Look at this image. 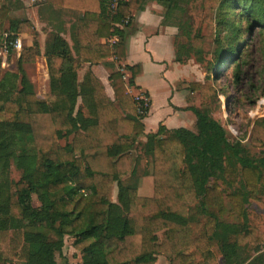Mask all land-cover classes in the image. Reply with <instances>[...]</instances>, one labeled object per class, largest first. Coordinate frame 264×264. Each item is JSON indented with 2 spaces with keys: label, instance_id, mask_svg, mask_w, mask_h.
Listing matches in <instances>:
<instances>
[{
  "label": "trees",
  "instance_id": "obj_1",
  "mask_svg": "<svg viewBox=\"0 0 264 264\" xmlns=\"http://www.w3.org/2000/svg\"><path fill=\"white\" fill-rule=\"evenodd\" d=\"M114 1L46 0L52 9L83 13L76 41L83 63L99 65L108 59L107 45L83 44L80 33L92 25L98 41L105 37L111 29ZM145 1L118 0L113 20L119 23L130 12H139ZM152 1L166 8V25L172 24L174 12H182L196 0ZM11 6L4 2L0 7L1 23L11 13ZM204 6L207 14L217 15L218 30L209 35L215 45L211 68L215 73L208 79L206 71L204 84L190 85L202 102L200 111L192 110L195 133L183 129L166 132L160 127L156 134L145 137L146 143L134 159L131 150L143 135L141 120L146 116L138 120L124 116L134 113L135 104L119 72L109 78L115 103L91 71L79 82L78 63L59 31L44 54L49 94L38 98L30 82L22 79V89L8 96L10 102L2 105L0 97V127L4 128L0 134V193L4 191L8 197L7 202L5 198L0 201V264H7L3 251L22 264H57L66 237L73 239L82 264H155L157 255L168 257L170 264H213L216 253L222 264L260 263V255L244 258L241 247L264 242V235L247 230L244 215L245 206L264 188V156L254 159L241 144L230 143L223 126L204 105L218 98L211 81H218L230 64L235 66L232 84L238 90L243 88L244 69L252 56H245V51L254 50L256 30L264 35V0H205ZM203 21L207 28L213 26L211 18ZM8 22L12 39L17 35L32 39L19 64L34 63L41 55L34 25L28 19ZM172 25L178 29L176 62L183 64L193 58L204 64L203 37L193 34L186 24ZM116 33L121 40L116 56L122 58L124 34ZM126 69L131 72L132 86L140 69ZM250 86L255 87L252 80ZM249 140L252 149L264 151V117L253 122ZM142 159L151 165V198L139 197L135 185L123 182L128 175H137L133 164ZM11 165L22 174L25 187L21 190L12 186L6 191ZM114 184L117 204L112 202ZM223 184L238 187L226 198L232 205L229 215L237 213L242 224L219 220L226 212ZM33 196L39 207L32 205ZM196 216L205 217L206 235L199 238H193L190 231ZM162 231L160 242L157 233Z\"/></svg>",
  "mask_w": 264,
  "mask_h": 264
},
{
  "label": "rangeland",
  "instance_id": "obj_2",
  "mask_svg": "<svg viewBox=\"0 0 264 264\" xmlns=\"http://www.w3.org/2000/svg\"><path fill=\"white\" fill-rule=\"evenodd\" d=\"M204 1L205 0H196L185 6L182 12H174L169 23L186 24L192 30L193 34H198L197 36L203 37L204 57L206 61L204 64H199V66L203 73L206 71L208 72V79H211L212 74L215 73V71H211L215 60L213 57L215 45L209 35L211 33L215 34V31L218 30V28L215 27L217 15L216 13H206ZM4 2H9L12 6L11 13L4 23L0 22V87L2 89V91H0V95L1 93L2 95L0 97L4 100L3 102L1 101V103L3 105L6 104V102H10L11 100L8 96H15L16 93L22 89V79L30 82L36 95L44 99L49 94V81L46 78L45 69L43 67L44 57L40 55L32 64H19L18 61L20 56L14 50L5 47V36H12L8 21L14 19L30 20L39 33L41 52L45 54V48L49 42H51L52 36L57 32V21L65 23L66 16L49 7L44 1L32 4L31 0H0V7ZM205 17H209L213 20L214 23L212 27L207 28V24L203 21ZM242 27L244 28L245 25L243 24ZM259 33L260 31L256 30L253 34L254 50L245 51V56H247L248 53L252 56L248 59L250 66L244 69L247 77L243 81V88L238 90L232 84L235 66L230 64L227 66L224 73H221L222 77L218 81L213 83L210 80L217 90L218 98L214 97L211 100H207L204 105V108L211 113V116L223 126L229 142L241 144L254 159L264 156V151L261 152L251 148L249 140L253 122L257 118L264 117V110H261L255 117L251 114L255 111L258 103L264 99V35L260 36ZM23 36H26L23 38V42L24 40H31L29 36ZM245 37L247 39L248 35L245 34ZM11 38L12 37H10L9 40H11ZM24 50H26V48H24ZM251 80L254 82L255 87L253 88L250 86ZM224 102L226 105L223 104ZM252 102H254V104ZM3 130L4 128L0 127V134ZM138 147H140V145ZM8 173L9 174L6 176L8 182L6 191L12 186L15 187L16 190H21L25 187V185L21 183V172L13 165L9 168ZM220 187L225 198L227 195L233 194L236 190L235 188H238L237 186L235 188H230L226 184ZM116 193L117 189L113 188L112 198H115ZM6 196L4 191L0 193V201L2 202V199L5 198L4 202H7L8 197L6 198ZM32 205L34 207L40 206L35 196L32 198ZM225 208V214L219 216L221 222L234 223L235 225L243 223L242 217L237 216V213L231 216L229 215L232 205L227 198ZM244 212V215L248 218L246 223L247 230L253 229L258 234L264 235V188L261 187L258 190L256 200H250L245 206ZM190 231L193 238L206 235L205 217H194L191 221ZM158 239L160 242L163 240L161 232L158 234ZM72 244L73 240L70 237L65 238L62 252L57 256V264H81V256L79 252L73 248ZM241 248L244 258L248 255L252 258L260 255V263L258 264H264V242L260 243L258 246L244 243ZM213 252L216 253L214 249ZM3 256L7 264H22V262L11 257L5 251H3ZM166 258L164 255L158 256L156 264H169V258ZM196 260H198V258H196ZM213 264H222L221 257L218 256L217 253Z\"/></svg>",
  "mask_w": 264,
  "mask_h": 264
},
{
  "label": "crops",
  "instance_id": "obj_3",
  "mask_svg": "<svg viewBox=\"0 0 264 264\" xmlns=\"http://www.w3.org/2000/svg\"><path fill=\"white\" fill-rule=\"evenodd\" d=\"M114 7H116V12ZM117 8L118 0H115L110 6L111 29L100 41L91 32L93 31L92 25H88L89 27L80 33L83 44L91 46L101 44L107 45L109 48L110 55L107 60L99 65H90L80 60L76 46L78 23L80 18L83 17V13L53 6L55 11H59L66 16L65 23L57 21L56 25L58 27L56 30L65 40L72 58L78 63L77 76L79 82L82 81L87 71H91L102 82L109 99L115 103L114 93L109 82L110 75L122 70L130 79L131 72L127 71L126 68L138 67L140 69L131 88L148 96L150 109L147 116L141 120L144 126L143 135L136 139L137 141L131 150V154L136 159L139 156L140 149L146 143L145 137L156 134L160 127H163L166 132L183 129L195 133L196 118L192 110L200 111L202 102L199 93L193 91L190 85L204 84L206 74L203 73L201 67L193 58L183 64L176 62L178 29L172 24L163 25L167 10L161 3L146 0L139 12H130L127 15L130 18V23L127 26L123 25L127 17L119 23L113 20L117 16ZM116 31H121L124 34L125 47L122 58L116 56L117 46L121 44ZM21 37L26 36L21 35ZM24 44V48H30L32 39H29V41L24 40ZM41 55L44 57L42 52ZM43 67L48 80L45 57ZM124 116L138 120L135 110L133 114L126 113ZM164 135L166 134L161 135V138H164ZM139 145L141 146L138 147ZM133 170L138 172L137 175L135 177L128 175L123 182H130L135 185L139 197L151 198L153 196L151 165L148 166L147 162L142 159L139 163L134 162ZM113 188L117 189V193L115 198H112V202L117 204V184H114ZM159 233H157V237ZM161 233L164 238L165 232L162 231ZM158 256L163 255L155 256L156 261ZM164 257L166 258V256Z\"/></svg>",
  "mask_w": 264,
  "mask_h": 264
},
{
  "label": "built area",
  "instance_id": "obj_4",
  "mask_svg": "<svg viewBox=\"0 0 264 264\" xmlns=\"http://www.w3.org/2000/svg\"><path fill=\"white\" fill-rule=\"evenodd\" d=\"M40 1H44L46 2V0H31L32 4L35 3H40ZM115 12H116V7H114ZM130 22V18L127 17L124 22L123 25L127 26ZM5 47L14 50L19 56L22 53V51L24 50V42H23V38L21 37V35H17L14 39L11 38V40H9L10 37L12 36H5ZM9 40V41H8ZM120 75L122 76V80L126 86L127 89V93L129 94V96L132 98L134 104H135V112L138 118H142L147 116L149 109H150V100L148 98V96L143 93V92H137L134 91L129 83L130 79L127 77V75L125 74V72H123L122 70H120ZM264 99H262L254 112H252V116L255 117L259 114V112L262 110H264ZM264 115V114H263Z\"/></svg>",
  "mask_w": 264,
  "mask_h": 264
}]
</instances>
